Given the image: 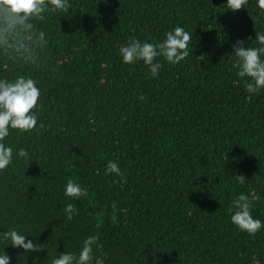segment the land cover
<instances>
[{
	"label": "trees",
	"instance_id": "trees-1",
	"mask_svg": "<svg viewBox=\"0 0 264 264\" xmlns=\"http://www.w3.org/2000/svg\"><path fill=\"white\" fill-rule=\"evenodd\" d=\"M261 11L255 0L235 12L224 0H69L36 22L48 37L45 66L0 58V76L31 73L42 93L44 127L6 138L28 159L13 154L0 171V230L18 226L45 248L25 264H47L93 232L106 264H264V90L244 92L230 54L237 39L255 46ZM175 25L190 33L184 60H161L156 78L142 61L121 63L129 37L158 41ZM108 160L122 178L104 174ZM69 178L86 197H63ZM238 192L258 197L253 235L229 223ZM5 251L20 264L21 249Z\"/></svg>",
	"mask_w": 264,
	"mask_h": 264
},
{
	"label": "clouds",
	"instance_id": "clouds-1",
	"mask_svg": "<svg viewBox=\"0 0 264 264\" xmlns=\"http://www.w3.org/2000/svg\"><path fill=\"white\" fill-rule=\"evenodd\" d=\"M224 4L226 9L235 12L250 5L251 0H224ZM255 7L262 10L258 19L264 17V0H255ZM68 8L69 0H0V58L34 69L45 66L48 37L36 22L43 24L51 15L65 12ZM261 22L264 23V19ZM190 38V33L183 26L175 25L165 31L158 41L129 37L118 47L117 53L122 64L132 65L142 61L149 77L156 78L162 67L161 60L176 65L189 55ZM249 39L255 41V46H249L245 39H237L232 44L231 67L237 78L245 80L244 92L259 95L264 90V29H255L254 39ZM41 95L38 81L31 73L0 76V171L12 164L13 154L17 160L28 159L26 149L16 148L14 153L6 138L12 131L31 133L44 127L43 122L39 121ZM109 173L123 176L118 164L112 160H108L104 167V174ZM232 177L237 184L245 183L242 174ZM87 194L88 189L75 178L67 179L62 186V195L69 201L80 200ZM257 199L252 192H238L227 207L229 223L248 235L255 234L261 228L262 221L251 214ZM63 214L65 220L72 221L79 213L69 202L64 204ZM30 236L18 226L0 230V264H10L11 257L5 251L6 247L22 250L20 264H25L27 254L45 249L43 244L29 239ZM32 259L36 264L37 258L34 256ZM107 260L108 253L103 250L98 233L93 232L83 236L75 250H55L48 257L47 264H106Z\"/></svg>",
	"mask_w": 264,
	"mask_h": 264
}]
</instances>
